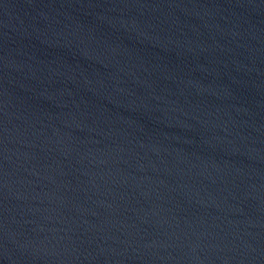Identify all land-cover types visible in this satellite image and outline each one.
<instances>
[{"label": "water", "instance_id": "1", "mask_svg": "<svg viewBox=\"0 0 264 264\" xmlns=\"http://www.w3.org/2000/svg\"><path fill=\"white\" fill-rule=\"evenodd\" d=\"M0 264H264V0H0Z\"/></svg>", "mask_w": 264, "mask_h": 264}]
</instances>
